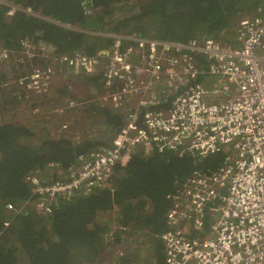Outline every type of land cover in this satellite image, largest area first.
Masks as SVG:
<instances>
[{
    "label": "built area",
    "instance_id": "1",
    "mask_svg": "<svg viewBox=\"0 0 264 264\" xmlns=\"http://www.w3.org/2000/svg\"><path fill=\"white\" fill-rule=\"evenodd\" d=\"M0 5L11 17L17 11L38 16L6 0ZM97 14L85 8L86 20L99 19ZM75 30L113 43L96 56L59 55L39 40L24 39L18 50L0 45V70L15 64L9 71L23 100L47 98L60 81L59 89L73 96L54 118L92 102L119 113L123 124L105 147L80 155L68 172L58 170L64 178L31 172V198L6 210L50 215L62 200L109 187L115 168L136 150L172 151L196 163L223 154L221 166L195 170L170 198L168 230L161 235L166 264H264V0L254 15L233 25L229 43ZM77 80L89 87L88 100L75 98L82 93Z\"/></svg>",
    "mask_w": 264,
    "mask_h": 264
},
{
    "label": "trees",
    "instance_id": "2",
    "mask_svg": "<svg viewBox=\"0 0 264 264\" xmlns=\"http://www.w3.org/2000/svg\"><path fill=\"white\" fill-rule=\"evenodd\" d=\"M6 1L38 16L17 11L11 17L9 7L0 5V45L4 48L13 50L21 40L33 39L52 47L59 55L80 51L90 56L111 46L113 40L75 30H91L86 27L84 16L88 7L98 11L102 23L116 15L108 27L109 32L116 34L137 32L175 42L212 38L229 43L236 21L254 15L260 3V0H146V10L129 15L125 2L117 0ZM29 1L33 2L31 7L27 6ZM95 109L94 114L116 134L123 117L114 110ZM35 139L36 144L32 142ZM100 145L104 144L91 138L75 142L66 136H47L40 141L37 133L27 126L0 123V264H75L76 259L83 264H141L139 260L129 262L133 257L127 259L131 254L136 257L134 250L127 254L106 253L112 241H128L122 229L132 236L145 234L150 240L154 264H166L161 235L168 230L170 198L195 170L207 172L221 166L223 154L196 163L172 151L154 150L148 155L136 150L115 168L109 187L62 200L50 215L32 209L28 216H15L6 210L8 204L19 207L31 198L32 190L26 182L31 172H68L77 166L80 155L96 151ZM55 173L53 180L65 177ZM101 215L109 219L100 221ZM7 220L11 223L6 228Z\"/></svg>",
    "mask_w": 264,
    "mask_h": 264
},
{
    "label": "rangeland",
    "instance_id": "3",
    "mask_svg": "<svg viewBox=\"0 0 264 264\" xmlns=\"http://www.w3.org/2000/svg\"><path fill=\"white\" fill-rule=\"evenodd\" d=\"M120 1V2H119ZM117 2L124 3V7H126L127 13L129 15L133 13H137L139 11L146 10V0H117ZM116 6H118L116 4ZM118 9V7H117ZM120 14V12H119ZM249 16V15H248ZM248 16H243L242 18H246ZM116 17L113 16L111 20H107L104 23V28L108 30L109 23L114 20ZM240 20V19H239ZM237 20L236 23L239 21ZM151 36V35H150ZM231 37V34H229ZM48 48V46L46 45ZM50 47V46H49ZM52 48V47H51ZM18 50L19 46L13 50ZM13 65H7V68L3 71L0 70V123L7 124V123H17L20 125L27 126L33 129L34 132L37 133L39 140L45 139L47 136H51L52 138H57L60 136H66L69 139H72L75 142H80L86 138H91L95 142L103 143L104 145L98 146L97 149L101 147H105L111 139L114 137V130L109 129L107 124L104 120L99 119L94 111L95 108H103L95 103H90L83 105L80 108V111H72V109H66L65 113H58V117L54 118V111L60 110L63 108L64 101L60 98H52V99H24L20 97V89L16 86L14 81L12 80V76L9 70H14ZM10 79V81H9ZM62 88L61 84L57 85V89ZM61 90V89H59ZM58 90V91H59ZM57 91V92H58ZM70 95L71 91L67 90ZM59 95V93H58ZM91 95L88 94L86 96V100L90 98ZM95 107V108H94ZM39 108L38 113H34V109ZM57 112V111H56ZM63 125H67L68 129L61 131ZM61 131V132H60ZM33 143H38L36 139L32 141ZM56 172V175H60V172L57 170L47 171L49 177L51 174ZM61 176V175H60ZM109 219L107 216L99 217L100 221H104ZM105 224V223H103ZM123 237V236H122ZM120 237V238H122ZM128 238L127 242H116L112 241L108 250L113 251L115 253H125L127 254L128 251L134 250L136 253L137 259L142 256V264H147L151 260L152 263L154 262V256L151 254V247L149 244L148 238L145 234L141 233V236L138 234H126ZM117 255V254H116ZM115 255V256H116ZM132 255V254H131ZM147 262V263H146ZM75 264H83L79 260H75Z\"/></svg>",
    "mask_w": 264,
    "mask_h": 264
},
{
    "label": "crops",
    "instance_id": "4",
    "mask_svg": "<svg viewBox=\"0 0 264 264\" xmlns=\"http://www.w3.org/2000/svg\"><path fill=\"white\" fill-rule=\"evenodd\" d=\"M60 82V81H59ZM59 82H58V84H59ZM57 84V85H58ZM74 85L75 86H77L78 88H80L81 89V96H75V98L79 101V102H82V101H85L86 100V96H87V94H88V91L90 90L89 89V87L86 85V84H84L83 82H81L80 80H77V81H74ZM59 89H57V91H58ZM58 93H59V95L57 94V92L56 91H51L48 95H47V98H44V99H54V98H60L62 101H64V103H65V106L67 105V102H68V100H70V97L71 96H73V94L72 93H70V95L68 94L69 92L67 91V90H59L58 91ZM89 93H90V91H89ZM84 105V104H83ZM83 105H81V106H79V107H76V108H72V111L74 110V111H76V110H78V111H80V108L83 106ZM60 171V170H59ZM113 228H119V227H117V226H115V225H113ZM124 236H126V235H124ZM135 255H129V256H127V259H131L132 257L134 258V260H129V262H132V261H137V260H139V261H141L142 260V256H140L138 259H137V256L136 257H134ZM138 261V262H139ZM142 262V261H141ZM147 263V262H146ZM142 264V263H141ZM147 264H154V262L152 263V261L150 260L149 261V263H147Z\"/></svg>",
    "mask_w": 264,
    "mask_h": 264
},
{
    "label": "water",
    "instance_id": "5",
    "mask_svg": "<svg viewBox=\"0 0 264 264\" xmlns=\"http://www.w3.org/2000/svg\"><path fill=\"white\" fill-rule=\"evenodd\" d=\"M32 5H33V2H31V1H29L27 3V6H29V7H31ZM86 27L99 30L101 28V22L99 20L89 19V20H87V26ZM107 53L108 52L104 51V52H101L100 55H103V54L107 55Z\"/></svg>",
    "mask_w": 264,
    "mask_h": 264
},
{
    "label": "clouds",
    "instance_id": "6",
    "mask_svg": "<svg viewBox=\"0 0 264 264\" xmlns=\"http://www.w3.org/2000/svg\"><path fill=\"white\" fill-rule=\"evenodd\" d=\"M93 20V19H92ZM95 20H98V19H95ZM89 29H92V28H89ZM102 29H104V30H106L105 28H104V24L103 23H101V28L99 29V30H102ZM94 31H99V30H96V29H93ZM108 31V30H107ZM111 33H113V34H116V33H114V32H111ZM118 34V33H117ZM123 34H126V33H123ZM140 34H142L143 35V33H140Z\"/></svg>",
    "mask_w": 264,
    "mask_h": 264
}]
</instances>
